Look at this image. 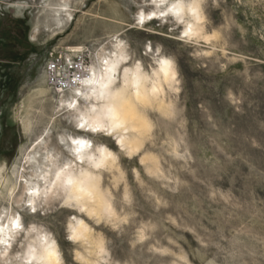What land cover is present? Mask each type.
I'll return each instance as SVG.
<instances>
[{
    "label": "rangeland",
    "instance_id": "rangeland-1",
    "mask_svg": "<svg viewBox=\"0 0 264 264\" xmlns=\"http://www.w3.org/2000/svg\"><path fill=\"white\" fill-rule=\"evenodd\" d=\"M62 3L0 0V168L8 176L38 144L68 157L61 138L97 141L98 134L77 132L61 106L70 93L48 87L50 56L83 47L91 66L121 43L128 56L123 70L140 65L152 74L166 57L177 76L164 94L139 107L149 127L138 137V153L120 150L114 135L103 137L117 156L100 170L111 212L68 208L58 191L35 217L24 195L15 205L24 228L38 222L64 264H264V153L247 143L252 137L264 144V0H203L200 38L184 34L188 18L140 24L141 12L156 10L149 0H73V20L63 17L58 25L53 9ZM177 81L178 95L172 91ZM212 193L243 210H225ZM77 219L90 228V242L67 239ZM26 239L21 231L13 254Z\"/></svg>",
    "mask_w": 264,
    "mask_h": 264
},
{
    "label": "bare ground",
    "instance_id": "bare-ground-1",
    "mask_svg": "<svg viewBox=\"0 0 264 264\" xmlns=\"http://www.w3.org/2000/svg\"><path fill=\"white\" fill-rule=\"evenodd\" d=\"M72 1L63 0L53 9L58 25L62 24L63 17L73 20ZM202 3L203 0H149L156 10L148 14L141 12L137 20L146 25L160 18H171L179 23L188 18L184 34L189 38H200L204 36ZM68 51L84 52V48L70 47ZM127 63L128 56L119 43L114 53L98 57L81 86L70 92L69 97L59 101L61 106L68 108L76 126L83 125L75 129L77 132L95 135L90 128L102 126L104 120H108L112 125L109 131L117 137L116 146L134 155L139 151L138 137L149 127L139 107L164 94L165 85L172 87L170 85L175 81L177 71L173 61L166 57L158 60L152 74L143 72L140 65L123 70ZM129 88L133 92L131 96ZM117 99L122 102H114ZM67 138H61L63 142L60 143L67 147L68 157H63L61 152L53 153L46 143H41L27 156L25 165L19 171L15 170L8 176L6 168H0V264H4L5 260L11 264H59L61 260L57 243L45 234L38 222L25 229L23 219L17 216L19 210H15V205H19L24 195L25 202L37 209L35 217L46 199L53 201L58 194L55 188L53 192L56 195L53 192L45 194V189L53 184L63 185L62 202L64 198L71 197L69 203L83 206L88 214L111 212L101 188L100 170L114 165L117 156L109 149L99 150V145L89 148L86 142L92 141L86 136ZM73 169H78L79 175ZM22 183L25 184L24 192L20 194V200L16 201L15 195ZM33 226L36 231H31ZM70 227L71 235L84 243L90 242V228L83 220L77 219ZM21 231L27 238L26 243L20 252L13 254V242L21 235ZM6 251L7 255H4ZM16 256L20 259H15Z\"/></svg>",
    "mask_w": 264,
    "mask_h": 264
},
{
    "label": "clouds",
    "instance_id": "clouds-1",
    "mask_svg": "<svg viewBox=\"0 0 264 264\" xmlns=\"http://www.w3.org/2000/svg\"><path fill=\"white\" fill-rule=\"evenodd\" d=\"M149 50L151 51V48H149ZM179 83L180 82L177 81L176 82L177 86L172 89L173 93H175L177 95L179 94V92L181 90L179 88V86H178ZM131 95H133V92H132V89L129 88V96H131ZM114 102L121 103L122 101H120L119 99H117ZM78 127H83V125H78ZM110 127H112V125L109 123L108 120H104L102 126H93V127H91L90 128V131L92 133L98 134L97 141L96 142H86L87 143V146L89 148H95L97 146V143H98L99 144V150H101V151H108L107 145L104 142L103 137L104 136H112L113 135V132L112 131H109V128ZM61 142H63V141H61ZM77 143H79V141H77ZM247 143H248V146H249L250 149H255V150H258L261 153H264V144L258 143L255 138L250 137L248 139ZM228 159L231 160L232 157H229ZM252 166L254 167L255 164L253 163ZM73 171L77 175H79V170L78 169H73ZM69 183H71V181H69ZM54 188L57 189V191H63V185L62 184H60V185L53 184L50 187H48V188L45 189V194H47L48 192H53V189ZM56 194H57L56 192H53V195H56ZM210 198H212L213 200H216L217 202H222V206L225 208V210H228L229 212H231V211H233L235 209L243 210V208H244V205L242 203L239 204V205H237L231 198L225 199V197L223 195L219 194V193H212V194H210ZM69 199H72V198L71 197H67V198H64L63 199V206H66L68 208H78V211L81 212V213L86 212V209L83 206H78L74 202L73 203H69ZM32 211L35 212V211H37V209L35 207H33L32 208ZM96 223L99 224L100 221L97 220ZM31 231H36L35 226L32 227ZM241 235H243V234H241ZM67 239L70 240V241H72L73 243H76L78 241V237L75 236V235H68L67 236ZM259 243H260L261 248H264V238H261V240L259 241ZM244 254L246 255L247 252L245 251ZM4 255H7V251L4 253ZM229 255H231V253H229ZM15 259L19 260L20 257L19 256H16ZM74 259H77V260L80 259L79 252H76L74 254ZM4 264H11V262L8 261V260H5L4 261ZM59 264H64L63 260H60L59 261ZM208 264H214V261L209 260L208 261ZM219 264H224V262L223 261H220ZM236 264H249V262L248 261H245L243 259H238L236 261Z\"/></svg>",
    "mask_w": 264,
    "mask_h": 264
},
{
    "label": "built area",
    "instance_id": "built-area-1",
    "mask_svg": "<svg viewBox=\"0 0 264 264\" xmlns=\"http://www.w3.org/2000/svg\"><path fill=\"white\" fill-rule=\"evenodd\" d=\"M90 63L84 52H59L50 56L45 64L46 83L57 95L72 92L90 74Z\"/></svg>",
    "mask_w": 264,
    "mask_h": 264
}]
</instances>
